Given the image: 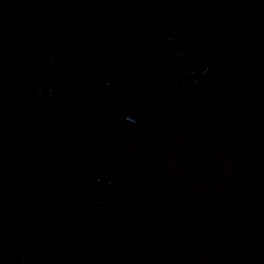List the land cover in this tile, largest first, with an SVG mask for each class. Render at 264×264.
I'll return each mask as SVG.
<instances>
[{"label":"crops","instance_id":"crops-1","mask_svg":"<svg viewBox=\"0 0 264 264\" xmlns=\"http://www.w3.org/2000/svg\"><path fill=\"white\" fill-rule=\"evenodd\" d=\"M20 1L13 10L12 0H0V75H5L0 76V102L50 81L53 69L41 72L35 51L59 52L60 34L68 29L65 0H46L50 10L41 8L44 0ZM184 8L185 0H114L100 41L79 58L82 63L97 57L120 65L128 70L130 84L118 76L100 87L78 77L77 84L61 90L56 110L90 119L91 127L123 101L137 116V123L121 120L120 142H73L68 152L74 165L111 179L117 192L164 205L143 230L138 252L142 264H206L205 255L190 242L198 230L216 227L225 230L217 239L219 264H246L251 251L264 248V123L234 129L216 116L227 77L205 51L200 59L222 76L177 112L171 50L161 41L175 33L174 47L184 50L187 60L193 57L179 36ZM12 15L20 31L10 44L6 33ZM32 17L40 19L34 27L29 26ZM200 18L208 19L202 10H194L188 24ZM21 78L25 86L19 85ZM41 110L39 106L24 115L28 128L10 136L0 131V227L7 226L12 234L32 223L37 224L33 233L42 227L53 247L38 263L50 264L47 257L61 254L66 241L78 235L84 222L77 225L75 217L88 206V196L82 185L61 182L56 175L59 147L52 142L62 141L63 129L48 124ZM193 121L200 124H189ZM40 169L45 170L43 180ZM233 223L250 227L234 236L226 232ZM128 237L110 264H131L134 235L129 232Z\"/></svg>","mask_w":264,"mask_h":264},{"label":"trees","instance_id":"trees-1","mask_svg":"<svg viewBox=\"0 0 264 264\" xmlns=\"http://www.w3.org/2000/svg\"><path fill=\"white\" fill-rule=\"evenodd\" d=\"M12 1L14 10L15 5L21 1ZM113 2L114 0H65L67 21L74 29L75 49L80 55L100 41ZM46 3V0L42 1L41 8L50 10L51 6L46 7ZM199 9L206 13L207 21L200 18L188 24L190 14ZM39 20L38 17L30 18L29 26L34 27L32 23H38ZM17 23L14 15L7 19L6 36L10 44L20 31L17 30ZM181 27L183 32L179 36L188 44L187 51L194 57L200 58L205 51L210 62L216 61L224 49L228 48L248 61L244 75L234 73L224 80V95L215 104L216 116L234 129L251 128L254 124L264 123V0H185ZM0 76L3 79L5 75ZM25 81L21 78L18 83L25 86ZM68 82L72 87L79 82L72 69L68 72ZM7 83L12 87V81L7 80ZM121 120L120 109L112 107L100 116L93 127L72 130V141L96 140L102 144L120 142L123 139ZM189 124L200 123L193 121ZM61 131L62 129L56 130V133ZM52 143L57 148L63 145L60 140L53 139ZM81 223L78 235L66 241L63 252L47 257L50 264H110L118 250L129 241V232L118 229L117 219L112 215L91 216ZM36 226L34 223L24 225L12 234L13 256H28L29 264H39L38 260L44 258V254L50 250L48 248L46 253L39 255L28 253ZM249 227L248 224L233 223L227 227L226 232L237 236ZM223 233L225 230L219 227L212 230L201 229L191 240L192 248L205 255L206 264H219L216 257L219 250L217 239ZM246 260V264H264V248L251 251ZM9 262L7 259L0 264H10ZM131 264H142L138 253L133 254Z\"/></svg>","mask_w":264,"mask_h":264},{"label":"built area","instance_id":"built-area-1","mask_svg":"<svg viewBox=\"0 0 264 264\" xmlns=\"http://www.w3.org/2000/svg\"><path fill=\"white\" fill-rule=\"evenodd\" d=\"M66 33L70 35L69 38L66 37ZM60 35L63 41L59 52L53 50L46 53L42 47L35 51V58L41 72L45 73L52 67L50 81L20 95L10 94L8 98L0 102V131L10 136L13 131L28 128L30 123L24 115L40 106L41 116L45 121L63 129L61 134L63 145L56 150L58 156L56 175L61 182L82 185L88 196V206L78 212L75 222L79 224L96 215L116 217L119 229H126L134 235L133 252L137 255L143 241L145 225L164 205L154 202L151 198L138 201L119 193L111 179L95 173L86 166L74 165L68 152V148L73 144L72 130L89 129L91 121L90 119L83 121L74 115H65L56 110L62 95L61 90L69 85L70 69L74 70L77 77L90 81L93 86L100 87H108L118 76L122 81L130 84V74L120 65H112L102 60L95 59L82 63L79 58L80 52L75 49L74 29L69 23L67 31H62ZM174 42L175 33L166 35L161 41L163 46H169L171 50L169 74L174 78L177 90L175 109L177 112H183L182 104H193L194 100L203 94L208 82L221 78L222 73L220 69L212 68L209 63L198 57L193 56L187 60L184 50L176 49ZM119 109L123 122H138L137 116L127 101L121 102ZM36 131L41 133L38 129ZM37 174L43 180L45 170L40 169ZM158 234L165 235L160 229ZM50 247H53V243L48 240L44 229L40 227L32 235L28 253L43 254ZM12 250V232L7 226L2 225L0 227V263L8 259L10 264H29L28 256H13Z\"/></svg>","mask_w":264,"mask_h":264},{"label":"rangeland","instance_id":"rangeland-1","mask_svg":"<svg viewBox=\"0 0 264 264\" xmlns=\"http://www.w3.org/2000/svg\"><path fill=\"white\" fill-rule=\"evenodd\" d=\"M217 60L218 62L214 63L221 68L224 78L234 73L244 75L248 67V61L244 56L237 55L227 48L224 49L223 53ZM220 86V88H223L222 85Z\"/></svg>","mask_w":264,"mask_h":264}]
</instances>
